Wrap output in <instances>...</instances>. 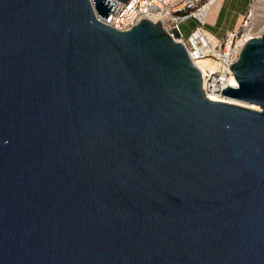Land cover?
Listing matches in <instances>:
<instances>
[{"label": "water", "instance_id": "1", "mask_svg": "<svg viewBox=\"0 0 264 264\" xmlns=\"http://www.w3.org/2000/svg\"><path fill=\"white\" fill-rule=\"evenodd\" d=\"M118 6L0 0V264H264V36L223 91L257 111Z\"/></svg>", "mask_w": 264, "mask_h": 264}, {"label": "built area", "instance_id": "2", "mask_svg": "<svg viewBox=\"0 0 264 264\" xmlns=\"http://www.w3.org/2000/svg\"><path fill=\"white\" fill-rule=\"evenodd\" d=\"M119 5L107 19L97 15L100 22L119 31L129 32L143 21L160 25L178 44L182 45L202 77L205 97L226 98L223 91L238 89L232 84L236 80L231 68L237 64L246 46L264 36L258 29L260 13L256 7L264 0H250L248 14L239 26L222 39L208 31L212 13L223 0H129L126 4L111 0ZM193 21L195 27L185 37L181 26ZM209 65L200 67V62Z\"/></svg>", "mask_w": 264, "mask_h": 264}, {"label": "rangeland", "instance_id": "3", "mask_svg": "<svg viewBox=\"0 0 264 264\" xmlns=\"http://www.w3.org/2000/svg\"><path fill=\"white\" fill-rule=\"evenodd\" d=\"M245 0H229L225 9L224 15L219 20V23L216 26H210L212 32L220 39H222L226 33L230 30H234L237 25V21L241 12L244 11L246 6ZM233 4V9L228 11L229 6ZM264 6V5H263ZM219 8V6H218ZM264 8V7H263ZM215 11V9H214ZM213 11V12H214ZM260 13V12H259ZM262 18L259 21V25L263 24L264 27V9L261 12ZM195 24L193 21H186L182 26L181 29L185 37L189 36L192 32Z\"/></svg>", "mask_w": 264, "mask_h": 264}, {"label": "crops", "instance_id": "4", "mask_svg": "<svg viewBox=\"0 0 264 264\" xmlns=\"http://www.w3.org/2000/svg\"><path fill=\"white\" fill-rule=\"evenodd\" d=\"M228 1H229V0H223V1L221 2V4L219 5V8L216 7V8H215V11L212 13V14H213V15H212V20L210 21V23H209V25H208V27H207L208 31L211 32L212 34H214V33L212 32L210 26H216V25L219 23V20L221 19V17L224 15V13H225V11H226L225 7H226ZM245 2H246V3H245L246 6H245V8H244V11L241 12L240 15H239V18H238V21H237L236 28L239 26L241 20H242L247 14H248L249 6H250V0H245ZM231 9H233V4H231V5L229 6L228 11H230ZM194 24H195V23H194ZM236 28H235V29H236ZM235 29H234V30H235ZM231 31H233V30H230V31H228V32H231ZM228 32H227V33H228ZM227 33H226V34H227ZM214 35H215V34H214ZM215 36H216V35H215Z\"/></svg>", "mask_w": 264, "mask_h": 264}, {"label": "bare ground", "instance_id": "5", "mask_svg": "<svg viewBox=\"0 0 264 264\" xmlns=\"http://www.w3.org/2000/svg\"><path fill=\"white\" fill-rule=\"evenodd\" d=\"M264 5V1H262L257 7H256V9H257V11H259L260 12V18H262V14H261V12L263 11V6ZM219 5H217L216 7H218ZM213 15V14H212ZM211 20H212V16H211ZM210 20V21H211ZM263 26V24H261V25H259L258 24V29L262 32V33H264V27H262ZM207 65H209V63L208 62H206V61H204V62H200L199 63V66L200 67H205V66H207ZM232 84H234V85H237V86H239L238 85V82H237V80H232ZM209 100L210 101H212V102H216V103H223V104H229V105H233V106H246V107H249L248 105H245V104H241V103H239V102H237V101H235V100H232V99H228V98H222V99H220V98H216V97H210L209 98ZM249 108H251V109H253V110H257V111H259V107H257V106H250Z\"/></svg>", "mask_w": 264, "mask_h": 264}]
</instances>
